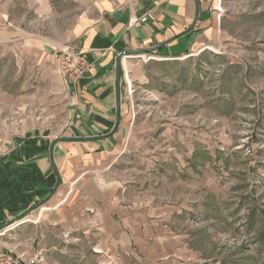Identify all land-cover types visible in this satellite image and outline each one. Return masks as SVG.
<instances>
[{"label":"rangeland","instance_id":"rangeland-1","mask_svg":"<svg viewBox=\"0 0 264 264\" xmlns=\"http://www.w3.org/2000/svg\"><path fill=\"white\" fill-rule=\"evenodd\" d=\"M27 3L32 8L36 0H0V7L54 52L89 5L43 0L39 12H27ZM217 13L200 51L147 62L151 76L140 96L132 85L133 113L146 112L140 125L149 160L131 159L135 165L121 169L125 190L170 206L176 238L135 248L120 264H264V0H219ZM36 59L0 45V161L16 139L52 136L69 121L58 61L52 54ZM38 214L34 209L20 220L28 219L25 225L12 223L0 237L14 257L27 250L23 239H31L29 254L36 252L32 238L44 228ZM89 256L66 264H99Z\"/></svg>","mask_w":264,"mask_h":264},{"label":"crops","instance_id":"crops-1","mask_svg":"<svg viewBox=\"0 0 264 264\" xmlns=\"http://www.w3.org/2000/svg\"><path fill=\"white\" fill-rule=\"evenodd\" d=\"M85 1L89 5L65 45L85 53L90 68L65 87L66 127L52 136L16 139L0 161V237L10 224L38 209L35 217L44 228L32 243L43 254V264L83 261L87 255L99 264H120L135 248L175 240L171 207L154 206L144 192L125 190L121 169L149 159L144 158L148 150L140 125L146 112L133 113L122 68H127L140 96L138 88L143 89L151 76L147 62L180 60L200 51L214 30L219 5V0ZM36 3L32 8L27 3V12H39L43 0ZM7 43L34 53L37 62L55 57L59 49L54 52L41 34L24 32L0 7V45ZM24 219L20 225H25ZM30 240H22L26 251L13 252L24 261L36 253L28 252ZM13 249L0 241V253L10 255Z\"/></svg>","mask_w":264,"mask_h":264},{"label":"built area","instance_id":"built-area-1","mask_svg":"<svg viewBox=\"0 0 264 264\" xmlns=\"http://www.w3.org/2000/svg\"><path fill=\"white\" fill-rule=\"evenodd\" d=\"M146 19H142L145 21ZM55 58L58 61V76H60L64 86L75 84L81 77L89 70L90 64L86 60V55L83 52H77L72 46L65 45L59 48L55 53ZM150 60L151 57H147ZM122 74L124 79V89L126 94L130 97L135 92L132 88L133 84L129 80V74L127 68H122ZM43 254L36 253V255L22 260L21 257H14L13 255L0 253V264H43Z\"/></svg>","mask_w":264,"mask_h":264},{"label":"water","instance_id":"water-1","mask_svg":"<svg viewBox=\"0 0 264 264\" xmlns=\"http://www.w3.org/2000/svg\"><path fill=\"white\" fill-rule=\"evenodd\" d=\"M120 61H118L116 63V66H115V72H114V75H115V89H116V94L118 93V79H119V70H120ZM118 104V102H117ZM119 105V104H118Z\"/></svg>","mask_w":264,"mask_h":264},{"label":"bare ground","instance_id":"bare-ground-1","mask_svg":"<svg viewBox=\"0 0 264 264\" xmlns=\"http://www.w3.org/2000/svg\"><path fill=\"white\" fill-rule=\"evenodd\" d=\"M26 220H28V219H26Z\"/></svg>","mask_w":264,"mask_h":264}]
</instances>
